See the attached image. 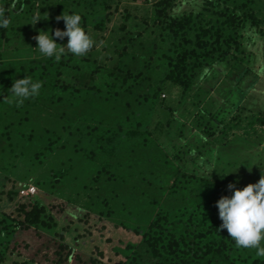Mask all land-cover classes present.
<instances>
[{"label":"rangeland","instance_id":"374dc122","mask_svg":"<svg viewBox=\"0 0 264 264\" xmlns=\"http://www.w3.org/2000/svg\"><path fill=\"white\" fill-rule=\"evenodd\" d=\"M63 12L80 15L93 46L76 56L57 38L72 57L63 85L6 97L10 73L51 58L35 37L63 30ZM185 17L227 22V36L204 45L216 55L184 66L188 91L166 78L179 42L168 25ZM0 18V264H248L226 257L221 239L204 253L228 185L264 170V0H0ZM111 72L130 80L100 89ZM36 207L41 220L30 222ZM161 223L179 238L164 260L150 250Z\"/></svg>","mask_w":264,"mask_h":264},{"label":"trees","instance_id":"16d2710c","mask_svg":"<svg viewBox=\"0 0 264 264\" xmlns=\"http://www.w3.org/2000/svg\"><path fill=\"white\" fill-rule=\"evenodd\" d=\"M9 22V21H8ZM226 24L227 22L224 21L220 25L212 24V26H200V22L197 19L185 17L181 19H171V22L169 23V28H171V31H173V34L175 37H178V44L176 47L177 51V57L176 58H170L169 65H172L174 68L169 72V74L166 75V78L173 80L177 84H180L184 87L185 91H188L192 88V83L188 80L187 76L184 73V66L187 65L188 61L191 58H199L202 55L205 57L213 58L216 54H214L216 51L220 50L218 49H210L208 46L210 42L208 38L210 37H216L218 43L221 42V38L223 36H227L226 33ZM2 29V32H6L5 27H0ZM197 33V45H195V49L191 48V35L192 33ZM230 35V34H228ZM230 38V37H229ZM203 41L205 44H200V42ZM200 50V51H199ZM72 60V57H68V54L65 52L61 54L59 59H56L55 57H51L45 60H30V64L28 66L21 65L18 72L19 76L15 77L13 73L9 74L11 76L10 80L4 83L2 89L4 92V95L6 97H9L12 93L10 90V87L13 84L14 78L19 79L23 78L24 76H28L31 78L34 82L39 81L42 84L43 90H45V93L47 94V91H53L57 89V87L63 85V80L61 79L62 71L64 70V66L67 65ZM156 66V65H155ZM102 71V68L97 67L92 73H90V77L92 80L96 78L98 74H100ZM108 72V71H107ZM2 75V74H0ZM122 80V83L125 84L130 80V75H128V72L123 74L121 77L117 75L115 72L107 73L105 75L104 82L101 83L100 89L105 90L108 89L109 91H112L113 89L118 88V81L115 78ZM64 86H66L64 84ZM95 87V86H92ZM24 134V133H22ZM43 208L36 207L31 212H27V218L30 220V222H39L41 220V215L43 212ZM163 223L159 224L157 227V231L159 233V237H161L163 240H167L165 237L163 238L162 235H170L169 239L167 241H161V238L153 237V245H151L152 248H150L151 251H153V255L156 257H163L168 258L166 256L162 255V252L169 251L170 253L176 251V247H179V238L176 236V232L172 228L165 229L161 228ZM156 225V223H155ZM220 230V229H219ZM217 239H221L220 245L225 246L228 248V251H225L226 257L229 259H237L239 257H242L247 260L248 264H264V256H258L255 250V253L252 254L251 249L250 251H246L245 248H241L242 251H240V247L236 246L235 241L228 235L227 230L222 231L220 230V233L218 234L217 238L211 242L212 245L207 247L204 256H207L208 253H210L213 250V245L216 242ZM160 242L159 248H156L158 243ZM167 242V243H164ZM239 250V251H238ZM216 252V250H215ZM219 252V251H218ZM233 253H238L236 255H233ZM221 255L222 253L219 252ZM241 254V255H240ZM1 259V258H0ZM2 259L0 260L1 263ZM231 261V262H232ZM166 261H159L158 264H166ZM203 264H206L203 262Z\"/></svg>","mask_w":264,"mask_h":264},{"label":"clouds","instance_id":"9594fccd","mask_svg":"<svg viewBox=\"0 0 264 264\" xmlns=\"http://www.w3.org/2000/svg\"><path fill=\"white\" fill-rule=\"evenodd\" d=\"M41 18L39 15L34 16L35 23L37 24ZM60 19L64 20L65 28L56 29L54 34L49 30L39 31L35 37L36 48L43 56L59 59L65 52V47L60 46L64 44L58 43L57 38L63 40L67 37V44L64 46L69 52L76 56L87 54L93 46V41L82 27L80 15L63 12L57 17V20ZM7 25L8 21L0 18V27L6 28ZM41 87L39 81L34 82L26 75L23 78H14L10 90L18 103H23L25 99L39 95ZM228 187L232 194L222 196L217 201L219 218L222 221L219 229H226L237 247L255 248L258 256H264V247L261 246V241L264 240V170L261 169L258 182L249 183L243 188L230 183Z\"/></svg>","mask_w":264,"mask_h":264},{"label":"built area","instance_id":"2783aa9c","mask_svg":"<svg viewBox=\"0 0 264 264\" xmlns=\"http://www.w3.org/2000/svg\"><path fill=\"white\" fill-rule=\"evenodd\" d=\"M36 188L34 186L30 187V188H25L23 190H21V194L25 197L31 196L36 192Z\"/></svg>","mask_w":264,"mask_h":264}]
</instances>
